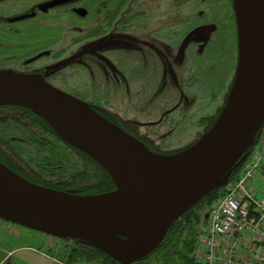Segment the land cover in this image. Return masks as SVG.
<instances>
[{"label": "water", "instance_id": "1", "mask_svg": "<svg viewBox=\"0 0 264 264\" xmlns=\"http://www.w3.org/2000/svg\"><path fill=\"white\" fill-rule=\"evenodd\" d=\"M232 5L238 59L230 91L212 125L175 153L151 151L41 74L0 69V106L24 107L44 119L64 142L96 161L115 185L97 194L59 190L35 184L0 161V219L83 241L120 264L151 255L175 220L228 183L264 123V0H232ZM212 31V26L199 28L206 36Z\"/></svg>", "mask_w": 264, "mask_h": 264}, {"label": "rangeland", "instance_id": "2", "mask_svg": "<svg viewBox=\"0 0 264 264\" xmlns=\"http://www.w3.org/2000/svg\"><path fill=\"white\" fill-rule=\"evenodd\" d=\"M119 1L122 3L119 7V17L121 21L124 19L123 25L120 26L119 33H105L98 31L97 24L104 14L111 13V8L116 2L118 3V0H0V69L30 72L46 67V77L52 85L71 95L78 94L87 98L82 99L84 101L98 100L116 118L125 123L128 129H132L128 125L129 123L132 125L129 119H135L133 123L141 133L140 136L153 144L156 149L168 154L178 152L194 143L212 125L230 91L238 54L233 6L231 21L226 24L229 29L227 33L223 32L224 26H215L217 30L207 41H204L203 46L197 45L199 51H196L197 47L191 43L183 56L174 59L169 57L177 62L183 61L180 67L178 66L180 64L176 65L178 66L176 73L181 83L179 87L172 89L171 83L164 86L166 81L170 82V78L163 70V90L157 80L147 93V90H141L142 94L147 95L143 97L144 99L131 101L129 96L132 89H139L142 78L156 76L155 72L148 74V68H145L144 64L142 66L143 57L139 53L144 52L138 50L132 52L131 34L137 33L133 25L143 22L144 19L147 20V14L150 19L145 23L146 28L154 32L157 29L155 25L159 10L149 11V7L151 5L154 7L156 0ZM167 1V5H170L169 3L175 0ZM42 6H45L46 10H42ZM177 8L179 11H189L183 7ZM171 11L178 13L175 7ZM199 18L202 17L196 18V15L191 13L189 19L194 20L191 26L197 24ZM194 33L195 30L190 33L188 39H191ZM186 43L188 44V42L184 44ZM77 52L83 54L80 58L104 60L109 67L115 68L116 72L108 74V78L106 74L98 76L97 84L91 79L94 75L90 73V68H83L81 71L82 67L75 62L49 69L51 65ZM118 55L121 59L120 66L111 60H115ZM135 59L139 60V63L135 64ZM117 79L122 81L121 85L116 82ZM178 99H182V104L179 106L175 105ZM160 103H163V115L159 110ZM3 113L6 112L1 109L0 156L15 169L33 177L46 187L51 185L77 190L83 181L94 182L93 179L87 180V177L95 174L98 167L90 162L85 153L81 152L85 155L80 154L77 151L79 149L73 146L71 147L75 150L71 149L69 144L60 141L59 136L44 119L39 117L41 121L46 122L50 131L48 127H42L38 122L28 123L29 120L23 116V113L9 112L10 116L11 114L14 116L9 118ZM122 120H127L129 123ZM262 136H264V123L255 136L254 144L248 148L250 151ZM248 157L239 167L240 171H244ZM230 180L231 177L229 182ZM256 180L262 185V177ZM253 186L260 187L254 184ZM113 189L115 185L106 191ZM90 194L97 192L93 191ZM193 211L200 214L198 221L192 226L193 231L197 232L195 237L197 239L206 221L207 201L200 203L193 208ZM184 214L174 223L183 221ZM0 225L2 246H5L3 240L6 237L10 239L8 231H11V227H16L26 235H33L26 240L32 241L34 245H40L43 252L56 258L59 263L101 264L100 260L82 261L72 257L73 248L77 247L74 239H59L3 219H0ZM166 257L168 259L163 258L162 261L155 250L140 264H185L178 255L170 253Z\"/></svg>", "mask_w": 264, "mask_h": 264}, {"label": "flooded vegetation", "instance_id": "3", "mask_svg": "<svg viewBox=\"0 0 264 264\" xmlns=\"http://www.w3.org/2000/svg\"><path fill=\"white\" fill-rule=\"evenodd\" d=\"M163 2H165V3H163ZM172 2L173 3H169L170 5H167V3H168L167 0H156L154 3V7H152V5H151V7H149L150 12L151 11L156 12L157 10H159V14H157L158 15V19L156 22L157 24L155 25V27H157V29L154 32H152L151 29L146 28L145 23L147 22V20L149 21V19H150V18H148L147 14H146L147 20L144 19L143 22L140 21L138 24L134 23V25H133L136 28L137 33L131 34V40L133 42L131 44V46H133L132 52L135 53V52H137V50L143 51L144 53H139V55L143 57V60H142L143 63L140 60V62L142 63V66L144 64V67L148 68V72H149L148 74H150V72H152V73L155 72L156 76L151 77V75H150L149 77L147 76L146 78L143 77L141 82H140L141 86L139 87L138 90L131 88L133 90L129 96L131 101H138V100L144 99L143 97H146L147 95L145 93L142 94L141 90H147L146 91V93H147L149 91L148 89L150 87H152L153 85H155L157 80H158V82H160L161 88L163 90V83H164V81H163V70L165 71L166 76L167 77L169 76V78H170V82L166 81V79L164 78V80L166 81L164 86H167V84L171 83L170 87L172 89L179 87L181 83L179 81L180 77L176 73V68L178 66L180 67L182 65L183 61L177 62V61H174L173 59L180 57V56H183L184 53L189 48V45H191V43L195 47H197V45L200 47L203 46L204 41H207L210 38V36L217 30V27H215V26H218V27L220 25L224 26V28H223L224 33H227L229 31L226 24H229L231 21V7L233 6L232 0H175ZM120 5H122V3H120V1L118 0V3L116 2L114 7L111 8V13L104 14L103 17L100 18V20L97 24L98 31H103L105 33H108V32L119 33L120 26L123 25L122 21L124 20V19H122V21H121L120 17H119ZM163 6H165V7L163 8ZM174 7L177 9L176 12H178L176 14H175V11H171ZM177 7H183V9H189V11H187V10L186 11H179V9ZM191 13L195 14L196 18L202 17L201 19L199 18L197 24L194 23L195 24L194 26H191L193 24L194 20L189 19V16ZM184 16H187V17H184ZM203 26H212L213 31L208 36H206L204 34H199V28L203 27ZM194 30H195V33L192 34V38L190 37L191 39H188V36L191 35L190 33H192ZM185 42H188V44L187 43L184 44ZM137 45L139 46L140 49L138 48ZM107 46L105 47V49H107ZM182 47H183V49L180 50V48H182ZM196 51H199V47L196 48ZM72 55H76V57L74 59H72L71 62H69V63L75 62L77 65L82 67L81 71L83 70V68L84 69L90 68L89 69V70H91L90 73H92L94 75L93 77H91L93 82L94 81L97 82L98 76L101 77V75L106 74L107 78H108V74H110V73L114 74L116 72L115 68L112 69L111 67H109V65L106 62H104V60H102V59H97V58L96 59H90V57H88L86 59H84L82 57L83 58L82 59L80 57L83 54H80L79 52L74 53ZM72 55H70V56H72ZM144 57H145V59H144ZM169 57L173 58V59H169ZM93 60H95V61H93ZM111 60L114 63H116L118 66H120L121 59H119V55L116 57L115 60H113V59H111ZM134 63L135 64L139 63V60L135 59ZM55 64H53V65H55ZM177 64H180V65L176 66ZM53 65H51L49 67V69H53V68H51ZM44 68L45 69H40V70L30 71V72H22V73L41 74L43 76V78L45 79V81H47L49 83L48 78L46 77L47 68L46 67H44ZM166 68H168V69H166ZM120 76H118L120 80L125 79L124 76H121L122 79L120 78ZM119 79H117L116 82L119 85H121L122 81H120ZM97 84H98V82H97ZM159 90H161V89H159ZM73 95H75V94H73ZM77 95H75V96H77ZM81 97L82 96L78 95L76 98L80 99ZM82 99H87V98L82 97L80 100H82ZM82 101H84V100H82ZM181 101H182V99H178L176 101L177 103L175 102V105H177V106L181 105L182 104ZM85 102H87L91 107H93L98 113H100L106 119L113 122L114 124L119 126L121 129H123L125 132L131 134L132 136H134L135 138L140 140L143 144H145V146L147 148L161 154V152H162L161 150L156 149L153 146V144L151 145L146 139H143L140 136L141 133L138 132V129L136 128V124L133 123V122H135V119L134 120L129 119V122H132V125L127 120H122L124 122L126 121V123H129L128 125H130L132 127V129H128V128H126L125 123H122L118 118H116V116H114V114L108 108H106L104 105L100 104V102L98 100L92 99V100H87ZM147 104H148V102H147ZM151 105H152V103H151ZM160 106L162 108L160 107L159 110L161 111V114H162L163 113V103H160ZM1 109L6 112L3 114H6L5 116H8L7 118L13 116V114H11V116H10L9 112L17 111V112L23 113V116H26V118L29 120L28 123L31 124V122H35V123L38 122V123H40V125L42 127H45V128L48 127L45 122L41 121V119H39V117L34 115L33 112H31L27 108L8 105V106H0V110ZM162 118H163V116H162ZM14 119H16V118H14ZM161 121H163V119H161ZM14 124H16V123L14 122ZM10 126H13V125H10ZM48 130L50 131L49 127H48ZM53 134L57 137V135L54 132H53ZM58 138L60 139V141H62L64 144L67 145V143L64 142L60 137H58ZM41 140H43V139H41ZM69 147L71 149H74L71 146H69ZM77 151L80 152V154H82L81 151H79V150H77ZM162 154H168V153L167 152L164 153V151H163ZM0 161L5 166H7L8 168L13 170L14 172L19 174L20 176L24 177L25 179H27V180L35 183V184L42 185L41 183L36 181L33 177L25 175L24 173L15 169L11 164L6 162L1 156H0ZM42 186H44V185H42ZM65 190H75L77 193H79L78 189L76 190V189L66 188Z\"/></svg>", "mask_w": 264, "mask_h": 264}, {"label": "built area", "instance_id": "4", "mask_svg": "<svg viewBox=\"0 0 264 264\" xmlns=\"http://www.w3.org/2000/svg\"><path fill=\"white\" fill-rule=\"evenodd\" d=\"M258 177L262 185L253 186ZM193 256L196 264H264V136L210 205Z\"/></svg>", "mask_w": 264, "mask_h": 264}, {"label": "trees", "instance_id": "5", "mask_svg": "<svg viewBox=\"0 0 264 264\" xmlns=\"http://www.w3.org/2000/svg\"><path fill=\"white\" fill-rule=\"evenodd\" d=\"M85 156H87L90 162L94 163L98 167V171L95 172V174L89 175V177H87L88 178L87 180L93 179L94 182L92 181L89 182L86 180L87 183L83 181V183L79 185L78 187L79 193L90 194V192H93V191L98 193V192L106 191V190L113 188L114 184L110 176L108 175V173L88 155H85ZM240 169L241 168H237L234 171V173L231 176V180H234L239 175ZM42 185L45 186V184H42ZM49 186L52 188L55 187L56 189H61V190L66 189V188H62L59 186H51V185ZM224 189L225 188L223 187L220 189H213L203 199H201L198 203H196L193 208L197 207L200 203L207 201V208L209 209L210 205L214 201L218 200L219 198L223 196ZM193 208H190L182 216L183 221L181 220L176 221L172 225L164 241L156 249V252L159 253L160 259L162 261H163V258L168 259V257L166 256L171 253V255L173 254L178 255L179 259H181L185 264H196L193 253L198 243L199 237L197 239L195 238L197 232L193 231L192 226H194V223L198 221L200 214L199 212H194ZM74 242L77 244V247L73 248V251H72L73 255L71 256L75 257L76 260H82V261L100 260L101 264H120L117 261L113 262L111 257H109L106 253H104L102 250L98 248L90 246L80 240H75ZM147 258L140 260V261H136L132 264H140L144 262L145 260H147Z\"/></svg>", "mask_w": 264, "mask_h": 264}, {"label": "crops", "instance_id": "6", "mask_svg": "<svg viewBox=\"0 0 264 264\" xmlns=\"http://www.w3.org/2000/svg\"><path fill=\"white\" fill-rule=\"evenodd\" d=\"M242 173L243 170L239 172V176H241ZM259 183L258 180H252V184L254 185L259 186ZM11 228V231H8L10 239L6 237L3 240L5 246L0 245V264H63L59 263L56 258L43 252L40 245H34L32 241L26 240V238L29 239V237H33V235H26L22 230L16 227ZM79 264L93 263L81 262Z\"/></svg>", "mask_w": 264, "mask_h": 264}, {"label": "bare ground", "instance_id": "7", "mask_svg": "<svg viewBox=\"0 0 264 264\" xmlns=\"http://www.w3.org/2000/svg\"><path fill=\"white\" fill-rule=\"evenodd\" d=\"M237 57H238V54H237ZM238 59V58H237ZM237 59H236V65H237ZM235 70H236V68H235ZM235 74V73H234Z\"/></svg>", "mask_w": 264, "mask_h": 264}]
</instances>
